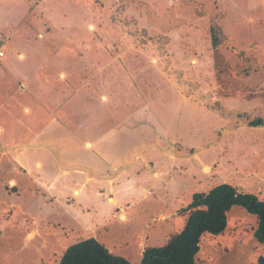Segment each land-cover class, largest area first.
Returning a JSON list of instances; mask_svg holds the SVG:
<instances>
[{
  "label": "rangeland",
  "instance_id": "1",
  "mask_svg": "<svg viewBox=\"0 0 264 264\" xmlns=\"http://www.w3.org/2000/svg\"><path fill=\"white\" fill-rule=\"evenodd\" d=\"M33 1L46 2L39 9L31 3L25 22L51 32L41 41L26 38L19 23L24 2ZM212 26L221 38L215 47ZM8 30L25 56L15 60L9 53L6 63L0 57V68L8 69L0 74V119L26 127L12 129L4 120L8 130L0 134V264H57L68 245L87 237L138 264L144 247L161 245L182 228L194 193L226 182L264 201V125L247 124L264 116V0H0V33L7 38ZM38 63L45 77L34 96ZM59 68L66 79L56 82L52 73ZM21 74L29 89L14 94ZM84 77L88 84L76 90ZM101 88L115 93L113 104H99ZM44 94L53 102L70 94L61 106L78 136L58 133L72 146L92 129L118 126L106 116L138 110L142 95L173 156L144 153L159 178L145 166L139 176L130 169L109 183L90 179L73 194L70 187L84 180L79 174L58 175L32 163L22 169L9 160L37 125L34 114L42 122L55 113L52 106L38 108ZM20 103L32 113L24 116ZM124 122L104 143L117 152L140 141L138 128L127 126L132 120ZM44 147L35 140L30 148L42 154ZM111 197L118 205L109 204ZM226 219L223 232L201 236L196 264H258L264 243L255 237L256 216L233 205Z\"/></svg>",
  "mask_w": 264,
  "mask_h": 264
},
{
  "label": "crops",
  "instance_id": "2",
  "mask_svg": "<svg viewBox=\"0 0 264 264\" xmlns=\"http://www.w3.org/2000/svg\"><path fill=\"white\" fill-rule=\"evenodd\" d=\"M33 2H24V5L26 6L24 9V12L20 15L19 23H23L24 30L26 31V38L31 37H37L38 41H41L48 35H51V32L40 31V26L38 27H29L30 25H26V15L30 14L32 16V13L28 12L29 5ZM46 2H37L34 3L35 9L40 8L41 5L43 6ZM29 16V15H28ZM27 16V17H28ZM26 25V26H25ZM8 34V37L6 38L2 33H0V42L1 46L3 48L4 54L1 57V60L6 63V58H8L9 53L13 55L14 59L17 60H23L25 56V52L22 48H19V46L14 45V34L15 32L12 30L6 31ZM3 36L4 38H2ZM5 41V43H4ZM46 46L47 43H42V46ZM40 47V46H38ZM7 48H9L7 50ZM116 56V55H115ZM120 57V56H119ZM2 61L0 63H2ZM11 61V60H10ZM120 62V61H119ZM120 66V65H118ZM42 67L43 65L38 63L34 69L36 71V76L33 81L32 86V94L35 96L37 93L40 94V88L38 86V83L40 82L43 84L45 75L42 73ZM142 68L141 66H138V68ZM4 68L5 70H1ZM2 68H0V74H6L7 72V66L3 65ZM121 68V66L119 67ZM114 69H116L114 67ZM153 75V74H151ZM52 76L54 80L62 81L63 79H66V73L62 68H59L58 70L54 71L52 73ZM130 76V81L133 83L132 74H128ZM144 77H149V74H144ZM15 88H13L14 94L17 92L26 93L28 91V85L27 81L28 79L25 78L23 74L21 76L15 77ZM29 84V83H28ZM88 84V77L80 78V80L77 83L76 90L84 88L85 85ZM103 84V82H101ZM115 90V89H114ZM13 90H9L7 94H11ZM104 89L99 90V98H101V95L104 100L100 99L101 105H104L106 103H114L116 101L115 93H104ZM103 93V94H102ZM106 94V95H105ZM73 95V93H71ZM141 100H140V99ZM138 98L140 100V106L137 107L138 110L130 111L131 107L127 108L125 110L124 115L116 117L117 112L114 110L112 114L106 116L107 119H117L118 126H121L124 120H132V122H128L127 126H130V128H138L136 130L137 135L140 136V141L138 142L139 145H135L129 143V146H126V150L117 152L114 149V144L110 145H104L106 139L115 131L117 132L118 126L114 128L110 127L106 130H101L100 128L92 129V132H88L85 136L81 138H74V142L77 143V145L72 146L71 141L67 138L62 137L63 133L67 136H78V134L69 128L68 121L70 113L66 112L67 107L61 106V103H67L70 99V94L64 95L63 101H57L54 99V102L52 101V96L44 94L40 98L38 97L37 103L40 104L38 107L40 110H47L51 106L54 108L55 111L54 114H46L48 116V119L46 121L41 122V115L42 114H34L36 115L34 117V124L37 123V125L34 127L32 132L29 133V138H26V142L22 147L18 148L17 153L12 155V157L9 159L11 161H14L15 163H18L19 166L22 167V169H25L27 166H29L31 163L34 167H37L38 169L47 167L50 171H55L58 173V175L63 174L64 176L69 175L70 173H77L80 176L84 177L83 182L79 187H76L75 185L71 186L70 189L74 192L73 194H78L79 188L84 185L85 181H88L90 179H93L95 181H103L104 183L112 182L113 179L124 173L127 174L130 169L135 171V174L137 176L142 174V170H144V167L148 166L150 168L152 164L151 160H146L144 158V153L149 151H162L166 153L168 156H173L171 153V149L168 151L166 148L170 147L166 144V139L164 138V133L158 132V128L153 121L154 115L152 114L149 104L147 101L142 97V95ZM27 102V101H26ZM28 103V102H27ZM27 103H20L21 107H19V111L25 113L24 116H28L32 113V108L28 107ZM34 104V103H33ZM115 107V105H114ZM17 109V108H16ZM59 109L58 111H56ZM31 111V113H29ZM36 109L34 108V112ZM58 112V114H56ZM68 116V118L66 117ZM8 121L10 123V128L14 129L17 127L18 130L21 128L24 129L26 127V123H23L22 120H17L16 122H12L8 117H4L3 119H0V134L5 133L8 129V125L4 124L3 121ZM18 122V123H17ZM78 125V124H77ZM94 124L90 125V128L93 127ZM89 128V129H90ZM64 129V130H63ZM89 129H87L89 131ZM96 130V131H95ZM119 130V129H118ZM73 131V132H72ZM24 133V131H21ZM59 132V133H58ZM128 134H125V136ZM32 136V138H30ZM25 138V136H24ZM61 138H64L61 139ZM170 138V137H169ZM172 139V138H171ZM35 140H37L39 143H42L45 145L44 148H40L42 151V154H38L34 149H31V145L35 143ZM23 141V142H25ZM69 145H65L64 143H69ZM112 143V142H111ZM174 143V142H173ZM79 144V145H78ZM37 145V144H36ZM15 148V147H13ZM165 148V149H164ZM173 149L174 147L171 146ZM5 148H3L4 150ZM38 149V148H37ZM39 150V149H38ZM107 152H114L112 155L107 154ZM169 152V153H168ZM180 155V154H179ZM179 157V156H178ZM150 168V175L153 177L159 178V172L155 171L154 169ZM149 175V177H150ZM9 181L13 184L14 178H9ZM111 205H118V202L114 197H111ZM121 215H124V213H120ZM125 216V215H124Z\"/></svg>",
  "mask_w": 264,
  "mask_h": 264
},
{
  "label": "trees",
  "instance_id": "3",
  "mask_svg": "<svg viewBox=\"0 0 264 264\" xmlns=\"http://www.w3.org/2000/svg\"><path fill=\"white\" fill-rule=\"evenodd\" d=\"M210 28L212 46L221 42ZM264 103V88L261 91ZM249 126H263L264 116L251 118ZM233 205L243 207L257 218L255 237L264 243V201L250 193L238 190L235 186L222 182L205 192H196L184 209V224L181 229L171 233L161 245L144 247L138 264H196L195 256L199 250V241L204 234H219L226 227V211ZM258 264H264V256L257 258ZM57 264H131L126 258L114 255L106 246L87 237L66 247Z\"/></svg>",
  "mask_w": 264,
  "mask_h": 264
},
{
  "label": "built area",
  "instance_id": "4",
  "mask_svg": "<svg viewBox=\"0 0 264 264\" xmlns=\"http://www.w3.org/2000/svg\"><path fill=\"white\" fill-rule=\"evenodd\" d=\"M4 54L3 48L1 46V42H0V56H2Z\"/></svg>",
  "mask_w": 264,
  "mask_h": 264
}]
</instances>
